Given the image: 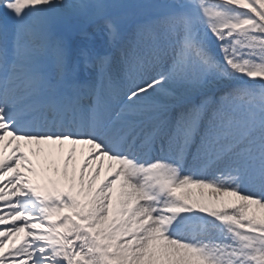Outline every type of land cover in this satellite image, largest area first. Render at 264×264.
<instances>
[{
    "label": "snow or ice",
    "instance_id": "6c2138e0",
    "mask_svg": "<svg viewBox=\"0 0 264 264\" xmlns=\"http://www.w3.org/2000/svg\"><path fill=\"white\" fill-rule=\"evenodd\" d=\"M0 264H264V0H0Z\"/></svg>",
    "mask_w": 264,
    "mask_h": 264
},
{
    "label": "bare ground",
    "instance_id": "6f19581e",
    "mask_svg": "<svg viewBox=\"0 0 264 264\" xmlns=\"http://www.w3.org/2000/svg\"><path fill=\"white\" fill-rule=\"evenodd\" d=\"M24 146V149L28 152V154L33 157V161L31 160V165L33 163H36V168H42L43 170H46V167L50 169V167H53L55 169V165L53 163V160H59L62 163V171L64 167V160L67 156L68 149L71 147L68 143H65L63 147H61L59 144H51V143H40L36 144L35 142L32 143H26L21 142ZM76 153L74 157V161L77 165L82 161L84 154L88 151L87 146L85 145H76ZM35 152L39 156H35ZM43 153V156H42ZM51 162V163H49ZM49 163V164H48ZM107 164L108 161H105V168L101 172V177H103L104 172L107 171ZM72 163H69V172H71ZM51 170V169H50ZM29 171V170H28ZM49 173V172H48ZM33 174V177L35 178V181L39 180L40 184H45L44 179L41 177H37L36 173L34 171H29V173H25V175L30 179V176ZM57 175V174H55ZM54 177V176H53ZM31 180V179H30ZM36 181V182H37ZM196 195H199L197 193H194Z\"/></svg>",
    "mask_w": 264,
    "mask_h": 264
},
{
    "label": "rangeland",
    "instance_id": "374dc122",
    "mask_svg": "<svg viewBox=\"0 0 264 264\" xmlns=\"http://www.w3.org/2000/svg\"><path fill=\"white\" fill-rule=\"evenodd\" d=\"M42 156H43V153H42ZM53 163H54V165L56 166L57 169H59V170L62 169V163L60 161L54 159ZM22 167L23 166L20 167V171H22ZM54 174H56L55 171H54ZM57 174H58L59 177H61V175H62V173L60 171L57 172ZM192 191H193V193H197V194L203 193L205 196H208L211 193V189H207V188H204V189L193 188ZM230 199L235 200L236 198L232 197Z\"/></svg>",
    "mask_w": 264,
    "mask_h": 264
}]
</instances>
